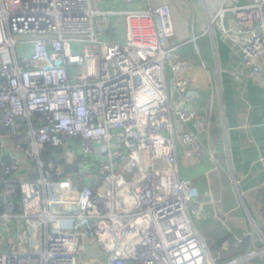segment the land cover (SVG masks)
<instances>
[{
  "label": "built area",
  "instance_id": "1",
  "mask_svg": "<svg viewBox=\"0 0 264 264\" xmlns=\"http://www.w3.org/2000/svg\"><path fill=\"white\" fill-rule=\"evenodd\" d=\"M203 3L208 25L178 44L167 3L0 0V264H264V231L217 261L181 173L180 149L192 163L205 149L189 79L209 67L200 40L218 29L264 81V0ZM118 15L125 39L103 36Z\"/></svg>",
  "mask_w": 264,
  "mask_h": 264
},
{
  "label": "crops",
  "instance_id": "2",
  "mask_svg": "<svg viewBox=\"0 0 264 264\" xmlns=\"http://www.w3.org/2000/svg\"><path fill=\"white\" fill-rule=\"evenodd\" d=\"M100 2L94 5L103 10L170 4L178 44L190 38L193 25L203 32L207 22L206 4L203 3V12L198 13L197 5H191V0H144L133 6H128L124 0ZM102 35L124 40V17L113 16L109 29L102 31ZM200 45V57L209 67L206 72L194 68L189 79L193 80L199 121L205 124L197 132L209 151L203 149L201 159L192 163L180 149L181 173L201 191V227L208 238L207 243L216 244L227 234L237 233V241L247 235L251 244L255 238L251 223L260 224L264 219V198L259 194L264 189V81L246 76L237 62V51L224 41L218 29L214 36L203 37ZM206 49L208 52L203 53ZM179 51L194 62L200 60L191 44ZM215 56L220 71L216 68ZM241 76L247 77L246 83ZM211 154L216 161L211 159Z\"/></svg>",
  "mask_w": 264,
  "mask_h": 264
},
{
  "label": "trees",
  "instance_id": "3",
  "mask_svg": "<svg viewBox=\"0 0 264 264\" xmlns=\"http://www.w3.org/2000/svg\"><path fill=\"white\" fill-rule=\"evenodd\" d=\"M52 151V148L49 147L44 158H48ZM259 194L264 198V189H262ZM236 235L237 233L227 234L216 244L209 245L218 262L222 263L248 249L251 241L250 236L246 235L242 238V241H237Z\"/></svg>",
  "mask_w": 264,
  "mask_h": 264
},
{
  "label": "rangeland",
  "instance_id": "4",
  "mask_svg": "<svg viewBox=\"0 0 264 264\" xmlns=\"http://www.w3.org/2000/svg\"><path fill=\"white\" fill-rule=\"evenodd\" d=\"M142 1H144V0H142ZM92 3L93 4H99V3H101L100 2V0H92ZM190 4L191 5H197V8H196V10H197V12L198 13H202L203 12V0H191V2H190ZM172 8H173V6H171ZM207 23V22H206ZM208 52V49H206V50H204L203 51V53H207ZM168 72H169V75H170V73H171V69H170V67H168ZM245 72H248L247 70H245L244 71V73ZM243 74V73H242ZM246 76H249V74L247 73L246 74ZM246 76H241V78H242V81L244 82L245 81V79H247V77ZM245 77V78H244ZM244 83H246V82H244ZM205 149H206V146H205ZM208 150V149H207ZM209 151V150H208ZM204 150H202V154L204 155ZM207 159V158H206ZM264 220V219H263ZM261 221V223L260 224H262L264 221ZM202 216H199L198 217V219L196 220V223H197V226H198V228L200 229V231H201V233L203 234V236L205 237V239H206V241L208 240V238L206 237V234H205V232H204V230H203V228L201 227V224H202ZM252 225V229H253V231H252V235H254L255 236V238H258L259 236H261V233H260V231H264V229H262L261 228V225L258 223V222H252L251 223ZM258 226H260V229L258 230L257 229V227ZM257 230V231H256ZM208 242V241H207ZM29 246L30 247H32V245L31 244H29ZM40 250H31V252H33V253H37V252H39ZM238 255V254H237ZM237 255H235V256H237Z\"/></svg>",
  "mask_w": 264,
  "mask_h": 264
},
{
  "label": "bare ground",
  "instance_id": "5",
  "mask_svg": "<svg viewBox=\"0 0 264 264\" xmlns=\"http://www.w3.org/2000/svg\"><path fill=\"white\" fill-rule=\"evenodd\" d=\"M213 21H209V23H212ZM207 25H208V20H207V23H206ZM209 26H210V24H209Z\"/></svg>",
  "mask_w": 264,
  "mask_h": 264
}]
</instances>
